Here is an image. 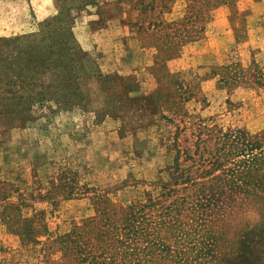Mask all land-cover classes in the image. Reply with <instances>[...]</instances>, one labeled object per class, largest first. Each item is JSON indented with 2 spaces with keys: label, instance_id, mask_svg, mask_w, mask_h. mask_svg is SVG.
Masks as SVG:
<instances>
[{
  "label": "trees",
  "instance_id": "1",
  "mask_svg": "<svg viewBox=\"0 0 264 264\" xmlns=\"http://www.w3.org/2000/svg\"><path fill=\"white\" fill-rule=\"evenodd\" d=\"M92 1L79 0L78 5ZM125 1L128 17L123 24L150 57L148 72L155 87L147 97L167 128L164 165L150 180H133L132 186L141 190L131 197L119 194L125 180L88 186L69 168L49 181L45 194L29 192L31 202L22 194L12 202L9 197L17 189L2 181L0 207L12 212L4 215L9 218L4 223L16 236L17 262L264 264V125L250 131L223 124L217 113L202 116L185 107L189 101L200 110L207 105L201 89L207 79L227 92L239 87L264 90V72L255 58L242 61L235 56L240 43L235 20L248 13L238 9L236 0ZM219 7L226 8L233 39L229 57L189 79L181 70H170L168 62L184 46L205 36ZM70 9L67 0H58L56 13L38 21L35 30L0 36V124H26L35 115L83 100L79 80L89 78L91 71L74 52ZM106 78L104 88L114 91L110 102H121L138 89L136 80L121 87ZM224 102L230 111L234 103L228 98ZM57 196L87 197L93 213L51 236L45 209L34 202L53 205Z\"/></svg>",
  "mask_w": 264,
  "mask_h": 264
},
{
  "label": "rangeland",
  "instance_id": "2",
  "mask_svg": "<svg viewBox=\"0 0 264 264\" xmlns=\"http://www.w3.org/2000/svg\"><path fill=\"white\" fill-rule=\"evenodd\" d=\"M67 1L74 52L91 73L79 80L83 100L78 105L35 115L26 124L5 120L0 124V188L2 181L16 187L9 197L12 202L16 194L27 197V202H31L29 192L45 194L49 181L65 168L75 171L79 183L88 186L108 187L125 180L127 186L119 194L131 197L141 190L132 186L133 180L156 177L166 160L162 139L167 128L147 97L155 87L148 72L149 53L123 24L128 17L126 1L93 0L79 5V0ZM57 4L58 0H0V36L35 30L38 21L56 13ZM236 4L248 15L235 20L240 40L235 56L245 61L252 55L264 72V0H236ZM232 41L226 8L219 7L205 36L184 46L168 67L181 70L187 79L194 73L202 75L207 65L229 57ZM104 76L114 78L121 87L136 80L138 89L126 93L121 102H110L114 91L104 88ZM201 89L208 103L200 110L199 104L189 101L185 105L189 113H217L223 124L250 131L264 125V90L239 87L227 92L209 79L201 83ZM226 98L234 103L230 111ZM114 108L118 109L111 111ZM34 206L45 209L51 236L66 232L73 221L93 213L87 197L57 196L53 205L34 202ZM0 212V264H24L17 262L16 236L4 223L9 220L4 215L12 212L1 207Z\"/></svg>",
  "mask_w": 264,
  "mask_h": 264
}]
</instances>
